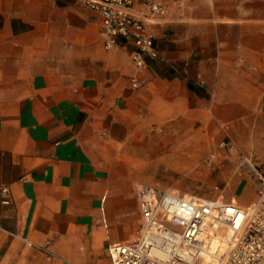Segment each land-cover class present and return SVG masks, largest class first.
<instances>
[{"label":"crops","instance_id":"obj_1","mask_svg":"<svg viewBox=\"0 0 264 264\" xmlns=\"http://www.w3.org/2000/svg\"><path fill=\"white\" fill-rule=\"evenodd\" d=\"M85 1L0 0V264H112L140 227L122 149L157 155L154 130L184 138L202 107L227 123L264 99V0H159L161 61L138 71Z\"/></svg>","mask_w":264,"mask_h":264},{"label":"built area","instance_id":"obj_2","mask_svg":"<svg viewBox=\"0 0 264 264\" xmlns=\"http://www.w3.org/2000/svg\"><path fill=\"white\" fill-rule=\"evenodd\" d=\"M84 4L99 22L105 51L131 48V62L137 71L144 68L145 59L161 61L145 22L166 15L163 2L142 0L138 15L134 14L133 0H86ZM131 85L139 88L136 79ZM237 158L255 182V199L250 206L138 184L139 230L131 243L115 244L107 250L111 263L264 264V171L245 155Z\"/></svg>","mask_w":264,"mask_h":264},{"label":"rangeland","instance_id":"obj_3","mask_svg":"<svg viewBox=\"0 0 264 264\" xmlns=\"http://www.w3.org/2000/svg\"><path fill=\"white\" fill-rule=\"evenodd\" d=\"M201 110L198 123L185 126L189 134L184 138L164 139L160 130L153 131V140L146 144L164 149L157 155L142 147L128 145L122 149V154L132 160L123 175L135 185L224 202L234 200L239 206L248 207L255 199V182L237 155L247 156L259 171H264V99L246 119L227 123L215 121L212 110ZM165 157L166 162L162 163L160 160Z\"/></svg>","mask_w":264,"mask_h":264},{"label":"bare ground","instance_id":"obj_4","mask_svg":"<svg viewBox=\"0 0 264 264\" xmlns=\"http://www.w3.org/2000/svg\"><path fill=\"white\" fill-rule=\"evenodd\" d=\"M233 201V200H232ZM233 203L235 204V202L233 201Z\"/></svg>","mask_w":264,"mask_h":264}]
</instances>
